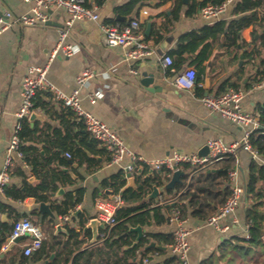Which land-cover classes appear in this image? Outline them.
Returning a JSON list of instances; mask_svg holds the SVG:
<instances>
[{
	"label": "crops",
	"instance_id": "crops-1",
	"mask_svg": "<svg viewBox=\"0 0 264 264\" xmlns=\"http://www.w3.org/2000/svg\"><path fill=\"white\" fill-rule=\"evenodd\" d=\"M128 1L106 0L100 6V20H80L69 26L67 41L76 45L78 50L71 56L60 52L51 59L52 51L59 39V28L66 27L69 14L62 8H51L49 10V23L25 25L16 21V18L27 12L32 3L25 0H0V16L6 12L10 13L8 18L10 23L6 30L0 34V171L5 160L6 147L17 122L16 111L21 104V88L27 70L32 64H46L49 61V79L56 87L66 93H71L76 88L77 75L85 67L95 68L98 72L97 75L81 89L83 106L112 126L133 150L146 157H164L174 152L199 153L207 145L209 138H222L227 142H232L242 137V126L211 110L203 104L201 97L206 94H218L224 81L227 82L228 88H231L230 83L235 82L248 92L244 100L246 109L259 114L257 107L259 103L264 102V79L258 82L256 77L258 71L263 68L264 49L261 53H251L255 46L252 36L254 27L249 26L239 32L237 35L238 43L232 47L222 45L227 39L225 34H222L220 40L212 48L210 56L203 63L199 85L204 89V93L198 95L196 84L192 88H184L179 87L175 82L177 77L182 75L188 67L194 66L197 69L195 63L197 52L185 53L186 59L181 60L174 71L165 70L161 57L178 47L181 43V36L188 31L198 30L217 21L210 22L202 16L201 7L194 15L186 14L187 3L184 2L185 5L181 14L177 19H174L172 15L173 0L161 4L158 3V0H145L138 4L131 14L124 15L117 8ZM233 7L221 20L229 22L237 17L233 14ZM145 9L149 11L148 14L143 12ZM261 14L262 10L259 9V15ZM117 15L124 16L125 19H117ZM113 19L121 23L131 19H140L143 40L151 53L133 58L130 56V52L136 47L134 43L125 47L107 45L104 41L102 24L107 23L106 20ZM149 26L150 29L148 30ZM159 27L163 33V38L157 42L153 33ZM258 30L259 33L256 34V37L264 32V28L259 27ZM132 69H136L137 73L133 72ZM143 72L154 75V84L159 85L156 91H149L142 84ZM207 79L210 80L209 84L206 83ZM91 92H99L100 95L96 102L91 101L89 96ZM51 93L53 94L52 101L55 104L52 110L59 109L60 101L55 98L53 92ZM45 99H49V96H45ZM36 111L42 114L43 118L37 119L33 125L29 120L32 127L37 126L43 129L46 122H50L53 127L60 126V120L56 118V115L48 114L40 109ZM42 138L47 137L43 134ZM27 143H34L40 147L43 145L39 139ZM64 154L67 155V153ZM106 154L109 155L108 152ZM252 159H254L252 154L246 150H241L235 159L240 170V182L244 187ZM69 168L72 170L71 167ZM17 170H22L28 174V179L33 176L31 167L28 164L25 165L19 158L11 184L21 186L23 183L24 177L17 173ZM118 170L117 165H109L107 160L93 173H87L86 167L82 166L78 171L85 177L73 185L62 184L63 194L58 197L55 196V193L50 194V198L53 201H60L66 191L84 186L86 188L84 200L76 210H80L79 214L82 213L85 220L93 219L96 212V198L107 195L106 189L101 186V181ZM140 170L134 175L135 177L137 174H141ZM73 174L76 175L74 171ZM76 177L74 176V178ZM159 188L164 190V187ZM95 189H99L96 197L94 196ZM168 196L169 194L164 190L156 200L161 204V199H166ZM146 199L148 198L146 197ZM0 200L11 204L14 208L10 216H8V209H2L0 221L3 219L12 223L17 214L21 217L27 216L38 221L42 229L47 227V230L43 229L47 240L51 239L52 231L55 234H62L60 239L67 236L64 231L57 232L55 218L40 210L39 202L34 196L17 201L0 193ZM48 203L50 204V201ZM161 205L167 214L168 221L160 225L143 226L145 233L148 231L173 232L175 223L168 216V203ZM247 205V201L243 198L237 208L239 221L233 224L227 233L218 232L212 226L206 225L205 221L190 215L185 218L186 225L192 229L189 251L190 264H202L205 259L217 254L218 248L229 236L245 235ZM52 211L57 217V212L53 209ZM78 220L79 217L78 219L74 218L70 226L79 231L81 226L78 224ZM102 229L104 228H100L99 235L102 234ZM89 230L93 235L92 229ZM84 231L86 230L83 229L80 235V238L86 239L84 246H87L88 243H95L91 241L92 237L90 239L85 238ZM23 255L20 244L12 245L7 253H1V257H5L0 258V264H46L48 262V259H32L33 255L24 259ZM52 255L50 259L54 258ZM172 256L174 255L167 246L166 251L154 256L151 262L145 263L142 259V263L160 262L164 264ZM169 264H177V260ZM251 264H264V258L261 257L259 261Z\"/></svg>",
	"mask_w": 264,
	"mask_h": 264
},
{
	"label": "trees",
	"instance_id": "trees-1",
	"mask_svg": "<svg viewBox=\"0 0 264 264\" xmlns=\"http://www.w3.org/2000/svg\"><path fill=\"white\" fill-rule=\"evenodd\" d=\"M105 1L94 0L91 2L88 0L87 4L102 6ZM144 1L129 0L117 9L120 13L129 15L138 4ZM167 1L169 0H158V3H166ZM173 1L172 15L174 19H177L185 4L183 0ZM223 1L189 0L185 12L188 15H194L198 12L199 7L207 3L219 4ZM259 9L262 10L261 15H259ZM233 14L237 17L229 22L219 20L198 30L188 31L181 36L180 45L168 52L173 57L176 55L171 65L174 68L179 66L181 60L186 59L185 53L197 52L195 63L198 77H196L195 84L198 95L204 93V89L199 85L203 63L210 56L212 48L220 40L222 34L227 37L222 45L232 47L238 43V33L249 26H253L252 36L255 46L251 53H261L264 49V32L256 37V34L259 33V27L264 28V0H237L233 7ZM106 22L116 23L117 20H106ZM153 35L157 42L160 41L163 38L161 28L156 29ZM262 66V70L257 73L256 81L258 82L264 79V58L262 59ZM229 86L238 88L239 84L233 82ZM227 89H229L227 82L224 81L220 86L219 93ZM52 95L48 90L39 91L34 98V107L36 110L40 109L48 114L56 115V118L60 120V126L53 127L50 122H46L42 129L37 126L32 127L29 118L22 121L21 150L36 181H29L28 174L22 170H17V173L24 177L22 185L9 184L5 187L4 193L6 197L17 201L25 200L30 196H34L38 202L50 201L52 209L59 215L72 213L76 210L84 200L86 188L84 186L72 188L64 193L60 201L51 200L50 194L56 193L62 184L73 185L78 180L83 179L84 174L78 171L80 167L85 166L87 173H93L104 161H109L110 156L106 154V148L100 146V141L86 130L83 122L77 119L75 112L69 106L59 102L60 108L52 110L55 105L52 101ZM45 96H49V99H45ZM257 110L260 115V125L251 135V142L261 157L264 158V102L259 103ZM43 134L47 138H42ZM37 139L43 142L42 147L34 143H27ZM73 163H78V167H74ZM234 163V156H225L195 172L189 165L181 167L180 170L184 172V175L181 176L182 181L176 183L175 188L169 189L167 193L169 194L168 197L179 194L174 206L180 209L183 218L190 215L205 221L217 212L231 193L228 178ZM69 167L77 175L76 178L69 172H65L64 169ZM148 173L149 169L145 167L141 174L136 175V187L127 186L128 181L122 169L101 181L103 189L111 188L113 192L120 191L126 200V204L118 208L116 224L102 229V234L99 235L95 243H88L87 246H84L86 239L80 238V235L86 226V222L83 214L80 213L78 224L81 229L79 231L74 227L66 226L67 236L63 239H60L62 234H55L52 231L51 239L44 240L42 247L34 253L32 259H48L46 264H143L142 259L146 255L165 252L166 249L156 245L167 247L174 240L173 232L148 231L136 246L127 248L137 237V233L130 230L131 226L160 225L168 221L163 206L156 199H146V196L152 191L153 183L159 187H164L171 178L169 176L170 171L162 169L146 176ZM98 192L99 189L94 190L95 197ZM244 200L248 203L245 224L249 223V237L246 238L244 234L229 236L218 248L217 254L205 259L202 264H251L259 261L261 257L264 258V164L256 159H252L249 166ZM0 207L4 210L8 209V216L14 211L13 206L6 202H1ZM20 218L22 217L18 214L15 216V220ZM35 222L38 223V221ZM12 229L13 222L1 219L0 249ZM84 232L85 238L90 239L92 237L89 229ZM152 242L156 245L151 246ZM52 254H54V258L50 259ZM4 257H1L0 253V258L3 259ZM23 258L27 259V256L23 255ZM174 260H177L176 256L167 259L164 264H169ZM153 264L161 263L154 262ZM177 264L181 263L177 260Z\"/></svg>",
	"mask_w": 264,
	"mask_h": 264
},
{
	"label": "built area",
	"instance_id": "built-area-1",
	"mask_svg": "<svg viewBox=\"0 0 264 264\" xmlns=\"http://www.w3.org/2000/svg\"><path fill=\"white\" fill-rule=\"evenodd\" d=\"M31 2L29 10L16 18V21L25 25L47 24L50 19L49 10L51 8H62L69 17L66 20V27L59 28V39L54 47L51 59L58 53L71 56L77 50V46L67 41L69 30L76 21L80 20H100V6L97 4L88 5V0H25ZM237 0H224L222 3H207L201 7V14L210 22L221 20L228 10L234 6ZM148 14L149 11H143ZM10 13L6 12L0 16V34L6 30L10 21ZM102 30L104 41L109 46H129L132 43L136 47L130 52L133 58L149 55L151 50L143 40L140 19H131L125 23H103ZM162 62L166 71H174L171 67L174 57L171 54H164ZM50 61L46 64H32L27 70L21 88V104L16 111L17 122L13 130L12 137L6 147V155L3 167L0 171V193L5 194V187L11 184V179L15 173L17 159H21L25 165L24 153L21 150L22 138V121L29 118L35 111L34 98L41 90H48L54 93L55 98L64 105L69 106L76 114L77 119L82 121L87 131L100 141L109 153V165H117L122 169L127 181L130 175H135L141 168L161 171L167 169L172 177L176 169H181L184 165H189L195 171L201 170L208 165L224 158L225 156H234L235 159L241 150L249 151L252 157L261 163L264 159L251 142V135L260 125V115L246 109L244 100L247 96V90L243 87L229 88L218 94H206L201 97L203 104L214 112L220 113L223 117L242 126L243 135L240 139L227 142L222 138H209L207 145L209 152L206 155H200L197 152H174L168 156L150 158L133 150L120 136V134L108 123L97 117L93 112L86 109L81 100V89L97 75V70L91 66L85 67L76 78L77 86L71 93H66L56 87L49 79L48 73ZM137 73L136 69H132ZM197 69L194 66L188 67L187 70L175 80L179 87L192 88L195 84ZM99 92L89 94L92 102H96ZM69 156L70 154L67 153ZM228 184L231 187V193L226 201L218 208L217 212L211 215L205 224L212 226L221 233H227L233 224L239 221L237 208L242 202L245 195V187L240 182V170L235 162L229 171ZM179 195V194H178ZM178 195L171 198H162L161 204L167 205L168 216L175 223L173 229L174 240L168 245L171 253L177 257L181 264L189 263L190 236L192 229L186 225L185 218L182 217L180 209L171 203L178 198ZM126 204L125 198L120 191L113 192L112 196H98L95 200L96 212L93 218H97L105 223L106 226L116 224V213L119 207ZM1 205V200H0ZM3 210L0 207V215ZM92 219V218H91ZM91 219H86L88 223ZM71 213L59 214L55 218L56 224L70 226L72 222ZM249 223L245 224V236L249 237ZM21 237L20 241L16 238ZM46 235L42 227L30 217H22L13 221V229L6 242L2 245L0 253H7L12 245L20 244L25 256H32L39 250ZM159 252L148 254L143 257V262L149 263Z\"/></svg>",
	"mask_w": 264,
	"mask_h": 264
},
{
	"label": "water",
	"instance_id": "water-1",
	"mask_svg": "<svg viewBox=\"0 0 264 264\" xmlns=\"http://www.w3.org/2000/svg\"><path fill=\"white\" fill-rule=\"evenodd\" d=\"M91 2H93L94 0H90ZM184 3H188L189 0H183ZM117 19H125L124 16H121V15H117ZM49 23V22H48ZM150 29V26L148 27V30ZM143 77L141 79V82L144 86L147 87V89L149 91H156L158 88H159V85L158 84H154V80H155V77L154 75L152 74H148L147 72H143L142 73ZM196 82V80H195ZM206 83L209 84L210 83V80L207 79L206 80ZM40 118H43V115L40 114L39 112H37L36 110L33 111L29 117V120L32 122V125L34 124V122L37 120V119H40ZM209 152V147L208 145H206L204 148H202L199 152L200 155H206L208 154ZM101 159V158H100ZM73 166L74 167H78V163H73ZM65 171H69L70 174H73V171L70 170V168H65ZM140 173H142V170H140ZM151 174H154V170L153 169H150L149 170V173L146 175V176H149ZM74 175V174H73ZM184 175V172L180 169H176L172 175V177L170 178V180L164 185V190L168 191L169 189H174L175 188V185L176 183L178 182H181L182 179H181V176ZM76 177V175H74ZM31 182H35V177L32 176L30 179H29ZM128 187L129 186H134L136 187V183H135V176L134 175H130L129 177V183L127 185ZM164 190H160L159 186L156 184V183H153V189L151 192H149L147 194V198L148 199H158L160 195H162L163 191ZM64 192V189L63 187H60L59 190L55 193V196H60L62 195ZM105 193L111 197L112 196V189L110 188H107L105 190ZM172 205H175V202L172 203ZM39 208L40 210L43 212V213H48L51 215L52 218H56V215L55 213L52 211L51 209V205L48 203V202H45V201H41L39 202ZM79 212L80 210H74L72 211L71 213V217L72 219L76 218L78 219L79 217ZM5 217V216H4ZM106 225L104 222H102L101 220L97 219V218H93L91 220L90 223H88L85 227H84V230H87V229H92L93 231V235H92V239L91 241L92 242H96L99 238V234H100V228H105ZM56 230L57 232L58 231H64V232H67V228L62 226L61 224H57L56 226ZM131 231H134L137 233V237L136 239L134 240V242L128 246L127 248L129 247H134L137 245V243L140 241V239L144 236L145 234V231H144V228L142 225H136V226H131L130 228ZM21 237H18L16 238V241H20ZM151 246H155L156 244L154 242H152L150 244ZM158 247H162L164 249H166V246H162V245H156ZM54 256V255H52Z\"/></svg>",
	"mask_w": 264,
	"mask_h": 264
},
{
	"label": "rangeland",
	"instance_id": "rangeland-1",
	"mask_svg": "<svg viewBox=\"0 0 264 264\" xmlns=\"http://www.w3.org/2000/svg\"><path fill=\"white\" fill-rule=\"evenodd\" d=\"M44 230H47V227H45V228H43ZM48 229H49V227H48Z\"/></svg>",
	"mask_w": 264,
	"mask_h": 264
}]
</instances>
